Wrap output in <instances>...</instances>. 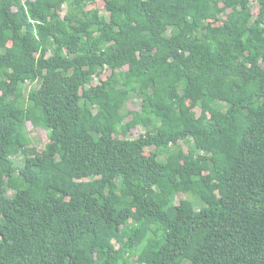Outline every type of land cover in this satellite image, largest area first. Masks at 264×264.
Here are the masks:
<instances>
[{
	"label": "trees",
	"instance_id": "16d2710c",
	"mask_svg": "<svg viewBox=\"0 0 264 264\" xmlns=\"http://www.w3.org/2000/svg\"><path fill=\"white\" fill-rule=\"evenodd\" d=\"M95 1L0 0V264H264V0Z\"/></svg>",
	"mask_w": 264,
	"mask_h": 264
},
{
	"label": "rangeland",
	"instance_id": "374dc122",
	"mask_svg": "<svg viewBox=\"0 0 264 264\" xmlns=\"http://www.w3.org/2000/svg\"><path fill=\"white\" fill-rule=\"evenodd\" d=\"M92 7V6H90ZM94 8H97L100 10V12L102 14H107L106 12V9H105V2L103 0H96L94 2V5H93ZM65 11L66 10V6L63 8ZM228 12H225L224 15H226ZM98 80H95V83L97 82ZM35 87H39V83L36 82L35 84L29 86L28 90H33V88ZM28 92V91H27ZM133 99V97H131V100ZM199 112V110H198ZM145 126V124H144ZM143 125L139 127V131L136 133L138 134L139 132H142L144 131L145 127ZM28 132H29V136H30V139H31V146L35 147L36 150H41L45 147V144L47 143L48 141V137H47V132L41 128H34L32 127L31 125H28ZM162 158H164V156H161ZM18 162L21 163L22 162V158H18ZM9 193L10 194H13V191L10 189L9 190ZM187 196L185 194H180L178 196V198L180 199H191L195 205L196 208H199L200 205H201V202L199 201V199L197 198H194L192 196L189 195V198H186ZM189 199V200H190Z\"/></svg>",
	"mask_w": 264,
	"mask_h": 264
}]
</instances>
